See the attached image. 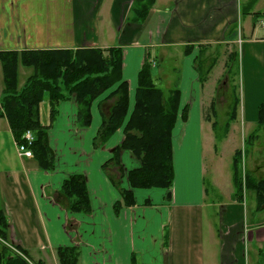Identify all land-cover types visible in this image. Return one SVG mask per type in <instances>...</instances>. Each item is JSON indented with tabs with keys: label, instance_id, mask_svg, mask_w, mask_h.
<instances>
[{
	"label": "crops",
	"instance_id": "obj_1",
	"mask_svg": "<svg viewBox=\"0 0 264 264\" xmlns=\"http://www.w3.org/2000/svg\"><path fill=\"white\" fill-rule=\"evenodd\" d=\"M134 2L0 0V50L122 48L130 113L146 58L153 68L159 67L153 73L156 85L166 93L181 90L172 136V189H135L136 204L116 211L115 204L122 201L121 188L130 189L127 173L140 166L127 150L121 153L122 171L106 164L123 142V127L102 146H94L117 98L110 97V90L95 100L92 124L82 127L74 96L59 105L54 118L47 96L49 112L44 113L42 104L41 117L55 156L52 171L43 170L33 156L19 155L8 119L0 115V210L8 219L7 237L0 241L28 251L32 264H60L57 249L61 247L78 248L79 264H264V208L254 189L245 190L242 199L235 197L233 160L230 182L229 178L226 184L221 178L215 182L223 191L216 190L210 199L206 187V142L217 155L224 142L237 139L238 109L236 119L226 125L234 98L227 102L225 120H218L226 98L218 100L217 84L226 74L238 35L243 69L248 64L250 72L249 110L244 115L256 124L254 132L264 128L258 123L264 101V22L252 14L244 20L240 0H156L147 19L134 23ZM262 4L264 0H257L254 10L264 14ZM218 48H224L222 61ZM201 55L204 64L214 56L203 82L196 69ZM219 65L222 70L215 89L206 95V86ZM22 66L26 67L20 64L18 72ZM186 105L189 113L184 120ZM219 127L225 128L220 131ZM234 146L233 159L240 149ZM252 159L253 165L245 169L264 177V161L256 164L258 158ZM75 174L86 178L92 207L89 214L71 211L62 193L64 181ZM117 178L120 186L114 184Z\"/></svg>",
	"mask_w": 264,
	"mask_h": 264
},
{
	"label": "trees",
	"instance_id": "obj_2",
	"mask_svg": "<svg viewBox=\"0 0 264 264\" xmlns=\"http://www.w3.org/2000/svg\"><path fill=\"white\" fill-rule=\"evenodd\" d=\"M156 0H135L133 5L134 23H143ZM257 0H248L242 15L253 14L257 20L264 14L255 11ZM234 51L229 54L227 68L232 72L233 63L239 58ZM0 62L4 74V89L1 94L0 115L6 116L18 144L25 143L24 135L32 131L35 137L30 146L43 170L55 169V156L49 145L48 128L42 123L41 108L46 95L50 99L51 116L57 115L59 105L75 97L78 106V120L82 127L92 124V106L95 100L110 91L116 97L111 113L105 117L94 139V146L106 143L119 129H124L121 145L113 150L107 165L123 169L121 153L130 151L140 166L127 173L130 189L121 188L122 201L115 204L116 211L124 206L136 204L135 189L163 188L171 190L175 179L173 162V129L180 110L181 90L172 89L166 93L156 85L153 78V64L146 58L138 75L135 105L130 113L129 83L123 75L122 48H84L62 50L2 51ZM32 67L33 74L25 85L18 87L19 65ZM209 70L204 68L202 57L196 59V69L201 81H205ZM239 98L234 97L227 126L237 117ZM216 108V102L212 104ZM189 105L183 109L182 117L188 118ZM258 123L264 127V101L259 106ZM218 123H216V126ZM220 135V134H218ZM258 138L254 132L245 143ZM246 149H238L233 159L235 197L242 199L244 191L254 189L260 207L264 208V177L259 178L249 170H243L242 160ZM113 180V178H112ZM114 184L120 186L114 179ZM62 193L70 202V210L89 214L92 210L87 181L84 175L69 176L63 183ZM169 193V198H170ZM8 219L0 210V237H7ZM60 264H79L80 252L76 247L57 249ZM0 264H32L28 251L20 246L10 247L0 241ZM135 264V262L133 263Z\"/></svg>",
	"mask_w": 264,
	"mask_h": 264
},
{
	"label": "rangeland",
	"instance_id": "obj_3",
	"mask_svg": "<svg viewBox=\"0 0 264 264\" xmlns=\"http://www.w3.org/2000/svg\"><path fill=\"white\" fill-rule=\"evenodd\" d=\"M241 1V7L245 8L247 6L246 0H240ZM260 10L264 12V4L260 7ZM253 15V14H252ZM244 16V15H243ZM248 17V15L244 16V20ZM263 20L259 19L260 23L264 22ZM248 20V18H247ZM248 31V30H247ZM240 41L241 38L238 35L237 42L235 43V46L233 47L234 51H237L239 53V59L233 63L232 66V72L229 73L228 68H225V75L222 77L220 82L217 84V97L218 100L220 98H226V102L224 103L221 99L220 104H223V107L219 109L218 111V120L223 121L225 120L226 112L228 110L227 102L230 101V97L233 100L234 96L238 97L240 99V104L238 108V119L235 122L237 125L238 130H236L235 135L237 136V139H229L222 145L221 149L217 148V155L213 153L212 147H210V143L206 142V187L208 188L210 199L214 198V195L216 193V190H222L218 186H216V179L221 178L222 184H226V180L229 178V181L232 177V160H233V154H234V144H236L240 149H246L245 158L242 160V166L243 170L245 168H250V166L253 165V157L258 158L255 163L257 164V161L261 163V161H264V128H260L258 130V138L253 141V143H250L247 141L245 143V139L248 138V135H250L254 130L256 129V124H252L249 122L248 117L244 115L245 110H247L248 113V106H246L247 103V94H248V77L250 75L248 64H246L245 69H243V63H242V49H240ZM223 50L224 48H218L217 49V55L218 59L222 61L223 56ZM203 55V54H202ZM201 55V57H202ZM214 57V56H213ZM213 57L209 59V62H212ZM217 60V59H216ZM210 63H205L204 68L207 69ZM159 70V67L153 68L154 75L157 74ZM221 66H217L214 75L211 78V81L206 86L205 94L213 93V90L215 89V85L217 82V78L220 73ZM33 72V68L28 67H20L19 72V79H18V86L21 88L30 73ZM162 87L166 85V82H161ZM166 87V86H165ZM4 89V74H3V68L2 64L0 62V93L2 94ZM48 97L46 95L45 101L43 103L44 113H48ZM225 100V99H224ZM47 106V111L45 112V108ZM210 112V110H209ZM246 120V122H245ZM222 126V125H221ZM225 127H219V130L222 131ZM236 141V142H235ZM119 168V167H117ZM116 175V174H115ZM120 176V175H117ZM118 182L121 181L120 178H117ZM223 191V190H222ZM215 192V193H214ZM225 193V192H224ZM216 196L219 199L218 193ZM224 199L226 196L224 195Z\"/></svg>",
	"mask_w": 264,
	"mask_h": 264
},
{
	"label": "built area",
	"instance_id": "obj_4",
	"mask_svg": "<svg viewBox=\"0 0 264 264\" xmlns=\"http://www.w3.org/2000/svg\"><path fill=\"white\" fill-rule=\"evenodd\" d=\"M25 143L18 144V153L23 157H32L33 152L30 146L35 140L34 134L32 131H27L24 135Z\"/></svg>",
	"mask_w": 264,
	"mask_h": 264
}]
</instances>
